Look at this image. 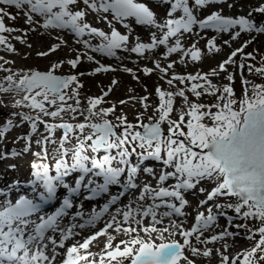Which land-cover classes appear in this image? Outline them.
<instances>
[{"label": "snow or ice", "instance_id": "1", "mask_svg": "<svg viewBox=\"0 0 264 264\" xmlns=\"http://www.w3.org/2000/svg\"><path fill=\"white\" fill-rule=\"evenodd\" d=\"M78 3H82L92 13H96L101 21L106 19L102 14L110 13L117 21L134 18L137 25L166 30L160 37L152 34L150 43L137 41L129 46L130 36L122 35L115 27H111L108 35L105 31L84 22L87 13L83 10H73ZM159 3L168 4L170 0H159ZM223 4H227L229 9L235 7V4L228 3V0H191V3L190 0H174L170 3L167 12L169 18L163 24H158L153 11L145 3L137 0H0V46H3L5 51L14 52L15 49L9 43V36L5 34L11 35L23 31L4 23L5 18L15 21L18 16L2 6H14L18 11L22 7L25 8L23 16L28 25H38L45 30L67 29L77 38L86 34L100 37L102 43L97 46L91 45L88 40H77V43H82L94 53L117 59H123L117 56V50L123 49L143 56L145 50L160 45L166 47L164 56L167 58L170 54L182 50L181 37L184 34H193L194 26H198L200 30H212L217 35L227 34L230 36V41H237L242 33L264 34V20L256 21L253 17L254 13L264 15V4L251 9L247 17L225 16L222 8L212 11L203 19L194 14L195 11L203 10L207 6ZM178 10L182 15L177 19L173 14ZM33 14L35 17H42V23L35 19ZM108 23L111 24V20H108ZM124 28L129 29V24L125 23ZM172 37L176 38L174 45L169 44V38ZM12 38L21 43L25 42L19 35ZM216 40L217 36L207 39L206 48L209 53L221 51ZM230 41L225 40L224 44L230 47ZM251 42L250 39L232 50L228 57L219 63V71L214 68L203 75L199 72L194 75L174 74L167 81L169 85H172L173 81H178L180 84H184L185 81L193 82L187 88L188 92L198 100L205 94L215 96L216 103L211 105L189 103L184 90L173 93L162 91L157 87L155 91L159 97V107L155 111L158 119L150 124H143V133L131 132L134 125L126 123V118L121 116L117 117V120L120 125L126 127L123 134L118 135L114 130L117 125L110 123L108 119H103L109 113H114L113 107L97 109V106L104 101V97L112 91L111 87L99 98H87V107L81 110V102L77 97L78 89L83 85L78 83L77 75H55L53 69H58L60 63H54L48 71L32 70L23 74L13 73L4 76L6 85L0 83V93L15 92L20 99H16L11 106L14 108L23 106L28 108L29 112L11 113L6 118L5 123L0 125V142L5 139L6 133L24 123H28L30 130L27 134L17 137V141H25V147L21 150L12 149L10 153L0 151V160L8 158L9 155L19 156L30 152L32 137L38 132V125L43 124L44 134L35 140L40 151L33 155L41 160L50 157L54 161L55 174H49L53 168H50L48 163H32L30 166L34 170L32 175L35 177L33 183L39 182L43 191L35 198L20 195L14 202L7 198L0 199V264H56L57 260L60 264H92L88 258L91 254L85 255L81 250L86 252L90 244L101 236H106V243L99 264H113V262L124 264L129 257L131 264H181V262L196 264V258H209L213 251L219 256V264H264V84H252L242 77V96L237 100L233 86L225 84L218 87L209 79L225 72L226 65H235L244 69L243 60L237 65L234 58L238 54L245 60L254 58L252 53H245L246 47ZM61 43L65 42L61 41ZM61 43L53 44L48 51L38 52L37 55L46 57L49 52H55ZM84 55L87 56L88 61L94 60L93 56L86 53ZM183 55L190 56L192 61L201 60V50L196 43L184 51ZM2 59L0 57V60ZM80 62L81 55L66 61L72 69H75ZM180 62L184 63L183 57ZM156 68L160 73H166L168 69L173 68V64L169 63L166 69L157 62ZM0 69H3V65H0ZM247 69L249 72L264 76V60L260 67L247 65ZM110 71L115 69L100 64L94 70L80 75L93 76ZM122 71L131 73L132 69L124 67ZM142 71L147 76L153 69L144 67ZM133 79H137L135 74ZM226 79L233 82L234 76L229 73ZM111 83L117 85L118 81L113 79ZM174 97L182 98L183 105L187 108V111L181 109L178 121L168 118L174 111ZM146 99L147 97H143L140 102L143 103ZM69 100H73L74 105L68 104ZM120 103L124 104L126 101L122 100ZM3 106L5 105L0 103V107ZM213 108L217 111H211ZM77 113L84 117V122L73 124L65 121L62 116L66 114L75 119ZM13 116L19 117V124L14 122ZM185 116L189 117L186 124ZM44 117L59 118L61 122L49 123ZM98 117L101 118V122H93L94 118ZM164 122L168 124L166 135L162 133L161 127ZM182 124L185 125L186 131L181 130ZM57 130H62L59 140L53 135ZM77 132L80 134L76 137L77 143L72 148L66 147ZM180 137L184 139L181 140ZM47 144L52 145L51 153L46 147ZM128 145L131 147L129 148ZM89 147L92 152L100 149L118 151L115 155H105L102 159L92 158L91 167H88L85 162L90 158V154L86 152ZM133 155L136 157L134 162L129 160ZM66 157H70V163ZM148 160L163 165L158 176L152 166H143ZM114 161L115 166H113ZM164 168H174L175 171H165ZM93 169L98 171L93 172ZM77 171L82 174L74 180V185L65 182V177ZM141 171L145 177L155 179L156 184L153 186L148 179L137 183ZM122 173H126V179L123 181L125 191L112 195L99 211L93 210L90 218L84 223L78 225L72 223L70 227L62 225L69 210L77 206L72 197L82 189H86L91 194L86 199L108 193L110 185L121 182ZM93 177H102L103 183L97 184ZM173 177L177 182L165 186ZM205 184L211 185L210 190L203 186ZM58 187L64 188L67 193L61 199L59 206L51 213L37 215L45 205L57 199ZM136 189H139L138 193H135ZM12 190L14 187L10 186L9 191ZM32 190L36 192L35 187ZM129 191L135 194L130 197L123 209H117V215L122 216V221H117L116 215L109 213V206L117 203L119 198ZM197 191L205 198L198 201L194 223L190 229H186L184 224L189 215L184 211L189 206L186 195L189 192L195 195ZM0 196L6 197V193L0 192ZM220 199L226 202L211 204L207 208V214L198 210L209 201ZM149 201L151 203H148ZM160 209L165 210L158 211ZM213 209L218 211L214 212ZM227 210H232L236 214L235 217L227 216ZM105 213H109L111 221L103 230L85 238L78 245L66 247L65 241L75 235L76 227L83 229L86 225H94ZM75 216H81V212L77 211ZM173 216L185 219L175 220L172 219ZM218 216L226 217L228 225H233L234 219L251 222V226L234 225L237 229H244L243 238L252 245L239 254V259L230 258L219 249L201 248V245L214 244L225 240L226 237L240 238L239 232L229 231L227 226L219 233L205 237L206 232H213L214 228L218 227ZM145 217H150L151 222L149 226L140 230L157 234L160 243L155 244L151 240L146 242L136 236L127 242L121 241L124 245L122 250L120 245L113 247L112 242L115 237L107 234L108 229L114 228L117 233L122 232L131 236L132 233L137 232V227L131 225L133 223L137 226L141 225ZM72 219L74 220L75 217ZM165 219L168 220L167 226H163ZM121 224L129 226L121 227ZM165 233L178 234L183 238V243H178L176 240L165 242ZM56 235L59 239L55 238ZM129 245L139 246L135 249V255H133L134 248ZM65 248V252L59 251ZM223 248H228L227 242Z\"/></svg>", "mask_w": 264, "mask_h": 264}, {"label": "bare ground", "instance_id": "2", "mask_svg": "<svg viewBox=\"0 0 264 264\" xmlns=\"http://www.w3.org/2000/svg\"><path fill=\"white\" fill-rule=\"evenodd\" d=\"M143 3L146 4L150 8L151 11H153L156 20L158 24L160 23V20L163 18V15H165L164 8L167 4H160L159 0H141ZM191 3V0H190ZM214 7L218 8L219 10L223 9V14L225 16H231L233 18L237 16H246L249 12L242 13L241 11L239 13L236 12V10L239 11V9H236L235 7L229 9L227 4L223 5H213ZM208 7H205L203 10L195 11V15L197 17ZM26 9L22 7V9L19 12L14 13V15H17L18 18L13 21L11 19L5 18L4 23L7 26L19 28L23 31L12 33L11 35L5 34L6 36H9V43L12 44L13 48L15 49L14 52H8L3 50V46H0V57L3 59L0 60V65H3V69H0V83H5L6 81L3 80V77L9 74H18L19 72L31 69V68H37V67H44L46 69L50 70V66L54 63H60L61 66L58 69H53L59 73H65L66 75H77L78 76V83L82 84L83 87L78 89L79 96L77 97L81 102V110L87 107V98H99L103 95L104 91H108V89L111 87L112 91L109 93L107 97H104V101L101 105L97 106V109L101 108H108L113 107L114 113H109L106 117L108 120H110L113 124L120 126L119 121L117 120V117H125L126 122L131 123H137L141 122L143 120H156L158 119V114L156 113L155 109L159 107V97L156 95V88L159 87L162 91H170V92H177L180 90L185 91V95L188 97L189 103L196 102V103H204L207 105H211L213 103H216V97L210 96V95H203L199 100L190 92L187 91V88L191 86V83L189 81H185L184 84H180L178 81H173L172 85H169L167 81L172 78L174 74L176 75H188V74H197L198 72L200 74H207L212 69H217L219 71L218 65L221 61L226 59L225 53L228 48L231 46H237L240 43H242L244 40L248 39L249 37L253 36L252 34L242 33L241 36L238 38L237 41H230V36L227 34H219L217 35L212 30H209L210 33L204 34L203 31H201L198 27L194 26V33L193 34H184L181 37V44H182V50L177 53L170 54L167 58H165L164 53L166 52L165 46H158L151 50H145V53L143 56L131 53L130 51H125L123 49L117 50V56L123 57V59H117L112 57H104L101 54H94V52L91 51L89 48H85L82 43H77V40H88L89 43L93 46H97L100 43H102V38L95 37L92 35L86 34L83 37H75L73 33H71L67 29H48L45 30L42 27H39L38 25H28L25 23V17L23 16V12ZM75 10H83L87 13L86 17L84 18V22L89 23L90 26L97 27L98 29L105 31L106 34L110 35V29L111 27H115L117 31H119L122 35H129V46L134 45L137 41L148 43L151 42V36L152 34H155L157 37H160L163 34V31L165 29H158L155 27H145L141 25H137L134 22V18H126L121 21H117L114 18L111 17V14L108 13L109 19H105L104 21H101L99 19V16L96 13H92L90 10L86 8L82 3H78L77 6L73 9ZM178 15H182V13L178 10ZM34 15V14H33ZM168 17V16H167ZM35 19H39V21L42 23L43 18L42 17H35ZM108 20H111V24L108 23ZM129 24V29L124 28V24ZM30 28H35V31H30ZM130 30V31H129ZM238 30V28H237ZM204 32H208L205 31ZM196 33H199L197 35ZM16 35H19L22 40H24V43H21L20 41L12 38ZM213 36H217L216 44L218 47L221 48V51L219 53H209L206 48V42L207 39L212 38ZM175 37L169 38V44L174 45L175 43ZM144 40V41H143ZM229 40L230 41V47L229 45H225L224 41ZM61 41H64L65 43H61ZM148 41V42H147ZM61 43V46L55 51V52H49V55L46 57L38 56V52L42 51H48L50 47L53 44ZM193 43H196L199 49L201 50V60L199 61H192L190 56H184L183 52L186 51L188 48L191 47ZM87 52L93 53V55L96 56L98 60H103L105 58L111 59L112 64L115 67V71L111 72H101L97 73L93 76L90 75H80V73H87L88 70H94L96 67H98V61L96 62H90L87 60L86 57H83V54H87ZM74 54V55H73ZM77 55H81V62L78 64V66L75 69H72L70 65L66 63L68 59H74ZM73 56V57H72ZM181 57H183L184 63H181ZM4 61H10V63H4ZM159 62L161 67H164L167 69V65L169 63L173 64L172 69H168L166 73H160L159 70L156 68V63ZM88 68L86 71L84 68ZM124 67L132 69L131 73H125L122 71ZM144 67H148L153 69V71L148 74L147 76L143 73L142 69ZM226 71L225 75H228L231 73L234 76V70L236 69L235 65H226ZM241 75H244V71L239 69ZM223 73V72H222ZM220 73L218 77H209L212 83L216 84L218 87H222L225 85L224 82V76ZM133 74L137 77V79H133ZM137 74V75H136ZM163 77V78H161ZM106 78V79H104ZM115 79L118 81L117 85H112V80ZM247 79V77H246ZM200 83H203V81H197ZM74 86V85H73ZM71 87V86H70ZM234 93L235 98L239 100L242 96V86L241 84H234ZM131 89V91H129ZM199 90V89H198ZM219 95V93H217ZM147 97L146 100H144L143 103L140 102L141 98ZM16 99H20V96L16 95L15 92H9V93H0V103H3L5 106L0 107V125H3L2 123V117L3 114H7L6 116H9L11 113H27L29 112V109L23 106L20 107H12L11 105L14 103ZM126 101V103L121 104L120 101ZM73 100H69L68 104H73ZM46 107H49L46 105ZM184 108V111H187V108L183 105L182 98L174 97V111L169 114V119L173 121L179 120V113L181 109ZM54 110V109H53ZM96 111V110H94ZM211 111L215 112L217 109L213 108ZM63 119L65 121L71 122L73 124L78 122H84V117L79 115V113L75 114V119H72L69 115L62 114ZM151 118V119H150ZM12 119L16 124H19V117L13 116ZM45 120H47L49 123L57 122L60 120L59 118H51V117H44ZM189 117L185 116V124ZM207 122V121H205ZM163 126L162 129L168 130V124L166 122L162 123ZM28 123H24L22 126L14 127L12 130H10L8 133L5 134V139L3 142H0V151H4L6 153H10L12 149L21 150L25 147V141L19 140L17 141V137L21 134H27L28 130ZM185 125H181V130L185 131ZM41 134H44V126L43 124L38 125V132L33 135L32 137V147L31 151L27 154H21L19 156H10L8 158H5L3 160H0V192L6 193V197L12 198L11 201L14 202L13 198H15V190L17 191L18 188L22 187V183L25 182V176L26 174H31L33 169L31 168V162H38L42 161L41 159H38L34 157L33 153L39 152L40 148L35 144V140L40 138ZM54 138L59 140V138L62 136V131L57 130L54 134ZM80 134L76 133L73 138L66 144V147L72 148L73 144L77 142L76 137H78ZM22 143V145H21ZM46 147L48 148L49 153L52 151V145L47 144ZM117 149H111V150H104V152H97L91 154L89 149H86V152L90 154V159L96 158V159H102L105 155H115ZM66 159L69 160V163L71 162L70 157H66ZM136 157L133 155L132 157H129L130 161H134ZM45 162H47L50 165V168H53L50 173L55 174L54 172V161L49 157L48 159H44ZM87 162V161H86ZM113 164H116L114 161ZM10 165H14L15 167L10 168ZM123 166V165H121ZM144 166H152L156 170L157 176L159 175L160 169L163 167V165L160 162H156L153 160L145 161ZM166 171L171 170L175 171L174 168L168 169L164 168ZM98 171L97 169L93 170V172ZM73 174V173H72ZM72 174L70 176H72ZM91 175V174H89ZM179 175V174H177ZM69 177H65V181L68 180ZM140 179L137 181V183L142 182L145 179L150 180V182L153 184V186L156 184V180L152 179L150 177H145L143 172L141 171L139 173ZM87 179V178H86ZM126 179V173H122L120 177V181L123 183V181ZM176 179L170 178L169 181L165 184V186H168L169 184L176 183ZM37 185H39V182H36ZM35 183V185H36ZM116 185H110L109 191H112ZM13 186L14 190L9 191V187ZM207 187L209 190L211 188V185H203ZM61 189V187H58V191ZM115 190V189H114ZM139 189L135 190V193H138ZM135 193L126 195L124 198H121L117 201V203L113 206L112 212L113 215H116L117 221H122V216L117 215V209H123L125 204L128 203L130 197L134 195ZM206 195V194H205ZM105 193H101L99 198H92V199H86L88 196H81L79 199L77 197V200L74 201L75 205L73 209H70L68 212V215L65 217L66 220L62 223L65 227H70L72 223L80 224L84 223L81 222L79 219V216H75V213L77 211L81 212V217L83 214H89V212L95 210L97 208V205L101 202V199L104 198ZM200 195L198 191L195 195H193L191 192L187 193L186 199L189 201V206H187L184 211L188 213L186 223L184 224V227L187 229H190L194 223V214L197 213V205L199 201ZM5 196H0V199L6 198ZM205 198V196H204ZM56 201L55 203H57ZM215 202H221L225 203L226 201L224 199H220L219 201H209L207 205L200 207L198 210L201 212H205L207 214V208L211 204ZM148 203H151L150 201ZM51 204V203H50ZM178 204V202H177ZM165 209H160L158 211H163ZM214 210V209H213ZM231 212L232 217H235V213L232 210H228ZM75 217L73 220L72 218ZM79 217V218H78ZM36 218L35 216L33 217ZM108 216L105 214L102 219H99L95 222L94 225L88 226L86 225L85 228L81 229L79 227H76L74 229L75 235L70 237L67 241H65V245L67 247V244L73 246L78 245L79 243H82L83 240L91 235H94L97 231L103 230L107 223L111 221V217L107 219ZM140 218L139 216L137 217ZM172 219L175 220H184V217H175L173 216ZM105 221V222H104ZM151 222L150 217L143 218V223L139 226L135 225L133 223L132 227H137V232L132 233L131 236L126 235L122 232L117 233L114 228L108 229V235H113L115 239L113 240V247L116 245H120L121 250L123 249V244H121V241L127 242L131 238H134L136 236H139L141 239H144L146 242L148 240H151L153 243H158L160 240L157 238V234H149L141 231L140 229L146 226H149ZM168 220L165 219L164 225L167 226ZM217 224L218 227L214 228L213 232H206L204 235L205 237H210L212 234L219 233L224 227H228L229 231L232 232H239L240 238L237 237H226L225 240L217 241L214 244L209 245H201V248L207 247L209 249H219L221 252H224L225 254L229 255L230 258L236 257V254L239 251H243L244 247L251 246L250 242L247 241L245 238H243V232L244 229H237L234 227L236 224H248L251 226L250 221H245L242 219H234L233 225H228L227 219H221L219 216L217 217ZM129 225L127 224H121V227H127ZM159 227V226H158ZM165 242L166 241H172L176 240L178 243H183V238L177 235H169L168 233H165ZM57 239H59L58 235H56ZM227 242L228 248L224 249L223 245ZM106 243V236L98 237L96 241L92 242L90 244L89 249L85 252L84 250H81L85 255H88L89 253V261L92 262V264H98L101 255L104 254V245ZM194 243V241H193ZM136 249V246L129 245ZM66 249V248H65ZM65 249H59L60 252H65ZM219 264V256L216 251H213V254L209 258H196V264ZM115 264V262H113ZM183 264V262H181Z\"/></svg>", "mask_w": 264, "mask_h": 264}, {"label": "rangeland", "instance_id": "3", "mask_svg": "<svg viewBox=\"0 0 264 264\" xmlns=\"http://www.w3.org/2000/svg\"><path fill=\"white\" fill-rule=\"evenodd\" d=\"M137 2H139V1H137ZM228 3H234L235 4V8L236 9H239V11L236 10L237 13H239L240 11L242 13H245V11L246 12H249L251 9L258 7L261 4H264V0H228ZM2 7H4V6H2ZM12 7H14V6H12ZM5 8H6L7 11H9V12H11L13 14L16 13V12H19V11L15 10L14 8H10V7H5ZM208 10H210V11L208 12ZM215 10H219V9L216 8V7H214V6L208 7L199 16H202L203 14H208V13H210L212 11H215ZM102 15H104L106 17V20L109 19V17H108L107 14H102ZM253 17H254V20H256V21L264 20V15H262V14H255L254 13L253 14ZM203 33L204 34H208L210 32H203ZM250 39L252 40V42L250 44H248V46L246 47L245 53H252V55H253L254 58H248V59L245 60V59H243V57L240 54H238L237 57L234 58V60L237 61V65L243 60V63L245 64V68L244 69H241V70H243L245 74L244 75H241V73L239 71L240 68L238 66H236V69L234 70V81L233 82H229L226 79V76L227 75H225V72H223L222 75L224 76V82H225V84H230L231 86H233L234 84H239L240 83L241 86H242V83H241L242 77L243 78H246L247 77V80H249L252 84H264V76H261V75H258V74L249 72L248 69H247V65H252L254 68L255 67H260L262 60H264V34H256V33H253V36H251L248 39L244 40L239 45H237V46H231L230 48H228L224 56L225 57H228V55L230 54V52L232 50L240 47L241 45H243L246 41H248ZM104 61L107 62V63H111L112 64V60L111 59L105 58ZM87 69H88L87 67L84 68L85 71ZM32 70L48 71L49 69H46L44 67H37V68H31V69H28V70L19 72L18 74H23L24 72H30ZM90 70H91V68H90ZM90 70H88V71H90ZM53 73L55 75H59V76H66L65 73H63V72L62 73H59V72H57L55 70H53ZM104 79H106V78H104ZM6 115L7 114L4 113L3 114V117H2L3 119H5V121H6V117H8ZM103 119H106V118H103ZM82 120H84V119H82ZM100 121H101V118H99V117L98 118H94V120H93V122H100ZM153 121H155V120H149V119H147V120H143V121L137 122V123H131V122H126V123L133 124L134 127L130 131L131 132H136L138 126H142L145 123H152ZM59 122H61V121L58 120L56 123H59ZM109 122L112 123L110 120H109ZM161 126H163V125H161ZM125 127H126V125H120V126H117L114 130L117 132L118 135H122L123 132L125 131ZM60 131H62V130H60ZM185 131H186V129H185ZM162 133L166 135L168 133V130L162 129ZM180 139L183 140L184 138L183 137H180ZM76 143L77 142H75L73 144V146ZM88 143L90 144V142H88ZM21 145H22V143H21ZM128 147L130 148L131 145H128ZM88 149L91 152V148L89 147ZM137 150L139 151V149H137ZM193 150L194 151H199V149H193ZM88 162H90V160ZM256 238L258 239V236ZM251 246L244 247L243 251L246 250V249H248ZM243 251H239L236 254V257L238 258L239 257V254L242 253Z\"/></svg>", "mask_w": 264, "mask_h": 264}, {"label": "water", "instance_id": "4", "mask_svg": "<svg viewBox=\"0 0 264 264\" xmlns=\"http://www.w3.org/2000/svg\"><path fill=\"white\" fill-rule=\"evenodd\" d=\"M141 132L143 133V128H141Z\"/></svg>", "mask_w": 264, "mask_h": 264}]
</instances>
